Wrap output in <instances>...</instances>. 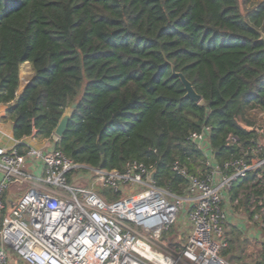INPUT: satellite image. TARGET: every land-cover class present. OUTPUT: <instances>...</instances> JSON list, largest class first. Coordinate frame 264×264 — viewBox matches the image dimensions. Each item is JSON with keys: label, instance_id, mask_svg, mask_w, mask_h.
<instances>
[{"label": "trees", "instance_id": "trees-1", "mask_svg": "<svg viewBox=\"0 0 264 264\" xmlns=\"http://www.w3.org/2000/svg\"><path fill=\"white\" fill-rule=\"evenodd\" d=\"M244 1L0 0V104L14 137H52L70 108L58 143L66 156L118 170L143 161L177 195L188 177L173 169L176 162L189 174L208 170L193 132L210 127L224 172H232L228 161L263 159L264 148L257 157L249 148L259 139L264 146V121L254 114L264 112V0ZM25 62L34 74L19 93ZM174 71L192 82L200 102L185 96ZM239 182L245 203L264 201V165ZM228 234L225 257L241 233ZM253 254L244 264L260 262L263 255Z\"/></svg>", "mask_w": 264, "mask_h": 264}, {"label": "built area", "instance_id": "built-area-1", "mask_svg": "<svg viewBox=\"0 0 264 264\" xmlns=\"http://www.w3.org/2000/svg\"><path fill=\"white\" fill-rule=\"evenodd\" d=\"M209 132L191 134L208 170L189 174L178 162L173 166L188 177L184 195L159 186L151 178L154 166L140 160L123 170L76 163L58 147L55 133L40 147L0 146V264L10 263V252L27 264H239L222 254L229 246L224 194L264 158L228 161L225 169L232 172H224L214 161ZM262 142L249 148L256 157ZM88 179L91 186H80ZM14 183L26 185V192L10 205L5 193ZM185 206L190 230L171 240L166 235ZM250 208L255 219L262 217L264 231V201L253 198ZM255 264H264V240L262 261Z\"/></svg>", "mask_w": 264, "mask_h": 264}, {"label": "crops", "instance_id": "crops-1", "mask_svg": "<svg viewBox=\"0 0 264 264\" xmlns=\"http://www.w3.org/2000/svg\"><path fill=\"white\" fill-rule=\"evenodd\" d=\"M22 67L26 69L28 79L25 81V83H21L19 87V93L22 92L26 82L30 80V78L34 74V70L30 62H25ZM21 80L24 81L22 77ZM7 109L8 106L6 104H0V146L6 149H10L12 147H16L18 143H23L26 146L40 147L43 143V140H37L34 136L25 137L21 140H18L14 137V123L11 120L6 119ZM1 177L2 173L0 172V179ZM233 191H238V196L235 199H233L232 197ZM25 192L26 185H24L23 183H14L6 191L5 198L10 205H13ZM244 192L245 189L244 186H241V182H236L234 184V188L232 187L230 191L225 192L224 194V204L229 216L228 225L231 224L233 228L240 231L241 233L244 231H249V209L248 202L245 203ZM241 198L244 200L242 201ZM262 258L260 259V261H262ZM9 261V264H21L22 262H24L14 252H10Z\"/></svg>", "mask_w": 264, "mask_h": 264}, {"label": "rangeland", "instance_id": "rangeland-1", "mask_svg": "<svg viewBox=\"0 0 264 264\" xmlns=\"http://www.w3.org/2000/svg\"><path fill=\"white\" fill-rule=\"evenodd\" d=\"M257 0H249L248 5L254 4ZM245 2L244 0H241V3ZM20 76L24 79V81L21 80V83H25V81L28 79V75L26 74V69L21 66L20 68ZM70 109V108H69ZM254 114L257 115L259 121H264V112H258L257 110L254 111ZM90 179V177H89ZM88 179V180H89ZM73 183V181H72ZM80 186L86 187L91 186V181H83L80 183ZM107 190H104L106 192ZM243 194V192H242ZM242 199V198H241ZM241 203V202H240ZM241 205V204H238ZM256 206L253 207L254 213L256 211H259L258 207L261 206L260 203L255 204ZM249 211H252L251 208H249ZM187 212H188V206H185L180 215L178 222L173 225L170 232L167 233V237L171 238V240H177V239H184L186 235L188 234V231L190 230V224L188 223L187 218ZM254 213L249 212V231L240 232L241 234L239 236L234 235V245L235 249L231 250L230 253L227 255V257L235 260V262L239 264H244L245 262L252 261L255 256V254H261V257L263 255V240H264V231H262L261 223H262V217L255 219ZM248 215V213H247ZM230 228H233L231 224L227 225V231L229 232ZM231 238V235L228 234V238ZM236 255L232 257V255ZM253 254L252 256H250ZM249 256V257H248ZM21 264H26L25 262H22Z\"/></svg>", "mask_w": 264, "mask_h": 264}, {"label": "water", "instance_id": "water-1", "mask_svg": "<svg viewBox=\"0 0 264 264\" xmlns=\"http://www.w3.org/2000/svg\"><path fill=\"white\" fill-rule=\"evenodd\" d=\"M174 74H175V76L179 77L180 80L182 81V83H183V85L185 87V90H186V95L185 96L191 98L195 102H200L202 97L195 90L192 82L190 80H188L182 73L174 71ZM27 82H26V84H27ZM26 84H25V86H26ZM75 106H76V104H73L72 108H74ZM71 116H72V110L71 109H67L66 112L63 114V116H62L57 128L55 129V134L57 136H59L60 139L63 137V135L65 134V132H66V130L68 128V124H69V120H70ZM155 176H156V170H154L152 172L151 178L154 179Z\"/></svg>", "mask_w": 264, "mask_h": 264}]
</instances>
